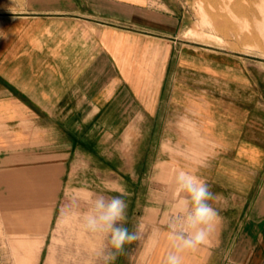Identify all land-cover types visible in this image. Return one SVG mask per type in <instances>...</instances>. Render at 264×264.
I'll return each mask as SVG.
<instances>
[{
  "label": "crops",
  "instance_id": "obj_1",
  "mask_svg": "<svg viewBox=\"0 0 264 264\" xmlns=\"http://www.w3.org/2000/svg\"><path fill=\"white\" fill-rule=\"evenodd\" d=\"M180 35L162 0H0V152L105 169L154 264L192 172L219 220L185 264H264V62Z\"/></svg>",
  "mask_w": 264,
  "mask_h": 264
},
{
  "label": "rangeland",
  "instance_id": "obj_2",
  "mask_svg": "<svg viewBox=\"0 0 264 264\" xmlns=\"http://www.w3.org/2000/svg\"><path fill=\"white\" fill-rule=\"evenodd\" d=\"M158 1V0H154ZM180 18V36L202 45L257 57L264 62V0H162ZM0 152V264H103L110 245L81 228L89 193L106 198L105 169L65 168L58 153L21 152L7 140ZM83 164L70 162V165ZM127 224L132 203L127 201ZM72 208L75 214L66 212ZM136 223V222H135ZM133 241L115 264H154L153 248L140 255ZM153 245L154 243H150ZM25 249V250H24ZM160 264V263H157Z\"/></svg>",
  "mask_w": 264,
  "mask_h": 264
},
{
  "label": "clouds",
  "instance_id": "obj_3",
  "mask_svg": "<svg viewBox=\"0 0 264 264\" xmlns=\"http://www.w3.org/2000/svg\"><path fill=\"white\" fill-rule=\"evenodd\" d=\"M174 191L179 197L175 207L177 213L168 224L169 250L161 264H185V256L196 252L207 243L216 223L218 211L210 201L215 194L206 181L192 172L179 170L173 178ZM119 195L106 198L102 194L89 193L88 209L81 218V228L92 234H101L110 245L101 254L103 264H115L125 252V245L140 238L139 232L130 231L127 224V192L123 186L110 189ZM75 214L72 208L66 212Z\"/></svg>",
  "mask_w": 264,
  "mask_h": 264
},
{
  "label": "bare ground",
  "instance_id": "obj_4",
  "mask_svg": "<svg viewBox=\"0 0 264 264\" xmlns=\"http://www.w3.org/2000/svg\"><path fill=\"white\" fill-rule=\"evenodd\" d=\"M25 250V249H24Z\"/></svg>",
  "mask_w": 264,
  "mask_h": 264
}]
</instances>
